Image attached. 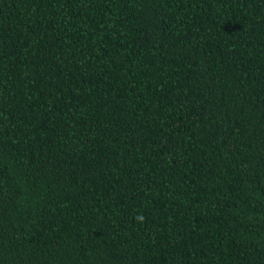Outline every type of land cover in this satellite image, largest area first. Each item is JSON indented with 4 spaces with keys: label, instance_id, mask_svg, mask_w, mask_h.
Returning <instances> with one entry per match:
<instances>
[{
    "label": "trees",
    "instance_id": "16d2710c",
    "mask_svg": "<svg viewBox=\"0 0 264 264\" xmlns=\"http://www.w3.org/2000/svg\"><path fill=\"white\" fill-rule=\"evenodd\" d=\"M0 264H264V0H0Z\"/></svg>",
    "mask_w": 264,
    "mask_h": 264
}]
</instances>
